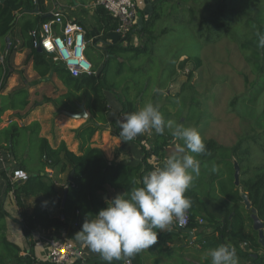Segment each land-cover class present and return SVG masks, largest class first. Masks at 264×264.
<instances>
[{
	"label": "trees",
	"instance_id": "16d2710c",
	"mask_svg": "<svg viewBox=\"0 0 264 264\" xmlns=\"http://www.w3.org/2000/svg\"><path fill=\"white\" fill-rule=\"evenodd\" d=\"M33 7L32 0H0V38L11 33L16 12L24 10L30 12L33 11ZM140 15L144 16L141 13ZM94 17L102 34L115 32L116 20L105 8L97 5ZM46 19L35 15L22 22L20 34L24 40L23 46L28 50L24 62L31 61L33 69L41 77L52 73L61 80L66 92L54 99L57 108L77 112L78 107L75 104L83 100L89 116L83 124L73 130L78 140V153L69 150L64 141L51 146L45 137L39 136L38 121L23 126L14 122L0 130V135L5 139V144L0 142V146L9 152L12 162L16 163L19 169L25 170L34 164L19 154L17 150L19 146L22 145L20 146L22 148L37 145L38 161L35 163L39 162L40 168L36 172L29 174L24 180H12L9 174L0 171V175L6 180L5 191L13 192L19 208L20 223L26 236L38 225L43 229H61L68 240L73 241L85 219L93 217L100 209L106 207L107 200L103 198V193L107 186L127 193L133 187L141 186L142 177L151 169L145 157L137 164L108 162L102 150L92 145L94 134L107 122L110 110L105 94L107 87L105 79L106 70L111 65L115 64L116 73L120 74L127 60H137L140 56L146 55L148 56L146 60L151 62L159 37L166 35L173 28L185 27L189 28L193 36L204 45L223 39L230 40L241 50L251 72L264 76V48L257 46L256 35L257 32L264 33V0H156L147 20L143 18L142 27H136L134 32L120 37L116 43L109 44L107 46L109 55L105 61L98 64L96 60L91 59L95 73L81 76H72L61 63L52 61L42 49L32 46L30 31ZM162 22L166 24L160 27ZM134 33L141 41L140 46L130 45ZM168 43L169 41L167 45ZM12 50L13 42L10 41V45L6 46V55ZM87 52L86 49V55ZM163 52L168 55L167 51ZM201 63L199 55L178 50L173 54L170 71L173 77H177L176 71L186 64H192V69H196ZM192 69L185 81L180 83V90H183L185 85L187 89L190 87L188 80L191 78ZM8 76L7 69L3 74L0 71V91L5 86ZM139 99L141 103L142 100ZM119 100L121 103L119 112L130 114L139 110L135 99L120 96ZM28 104V94L24 88H17L5 95L0 94V116L6 110H12L14 113L11 117H20L19 112L25 110ZM158 109L164 117L170 114L165 107ZM185 122L184 119L180 124L186 127ZM170 135L169 131L162 135L156 134L152 152L158 159L162 158ZM247 136L240 137L230 146L222 145L214 138L203 139L206 152L196 156L200 161V174L185 193L191 200V207L188 209L189 223L185 229L196 227L198 216H202L201 218L210 223L218 224L216 229L203 234L200 240L194 242L204 249L209 250L219 245L231 247L238 243H246L254 252L262 248L258 231L251 225V212L245 208L240 194L242 192L247 196L258 218L263 222L264 240V141L258 138L250 139ZM233 159L239 166L238 185L234 184ZM214 165L215 171L212 170ZM46 167L57 168L59 172L73 170V178L63 186L55 185L45 172ZM64 191L66 198L62 204ZM204 196L224 207L226 216L223 221H217L209 213L202 215L205 208L199 197ZM29 197L35 198L30 212L27 211L24 202ZM6 216L7 212L0 203V264H53L47 260L35 262L30 256L20 255L21 248L18 244L6 237ZM247 222L248 231H245ZM185 229L179 230L174 227L171 230H157V241L149 248L154 250L161 248L162 244L175 234L187 233ZM225 238L231 244L226 243ZM77 260L80 258L71 261ZM130 260L132 264H140L134 260V256Z\"/></svg>",
	"mask_w": 264,
	"mask_h": 264
},
{
	"label": "crops",
	"instance_id": "0c3cea01",
	"mask_svg": "<svg viewBox=\"0 0 264 264\" xmlns=\"http://www.w3.org/2000/svg\"><path fill=\"white\" fill-rule=\"evenodd\" d=\"M155 1L135 0L139 17L141 13L144 15L141 17H145L146 21ZM32 3L34 5L33 11L27 12L24 10L16 12L11 33L6 37L0 38V71L3 74L5 69H7L9 73L5 86L1 89L0 94L5 95L17 88H24L27 91L29 100L27 108L19 112L20 117H11L14 113L12 110H6L0 116V130L14 122L19 126H23L33 121H38L40 124L39 136L45 137L51 146H56L60 141H64L69 150L78 153V140L75 138L73 130L85 121L77 123L71 119L69 120L68 117L74 120L78 118L66 114V111L70 112L67 109H60L54 105V99H57L61 94L66 92V87L60 79L52 73L41 77L33 69L31 61L24 62L28 50L23 46L24 40L20 34V26L29 17L40 15L46 18L47 14H51L54 10H59L63 13L65 19L76 20L84 25L87 37V50L91 46H94V52H96L94 55L87 52V57L89 54V60L100 59L101 61H105L109 55L107 46L116 43L120 36L115 32L102 34L99 31L94 17L96 7L94 0H32ZM145 7H147L146 12ZM8 40L13 42V50L6 55ZM130 45L140 46V40L136 33L132 34ZM119 60L122 59L119 58ZM59 82H61L64 89H60ZM105 94L110 109L107 115V122L94 134L92 145L102 150L108 162L137 164L145 157L151 169L162 166L165 158L170 155L167 154L168 138L173 136L170 135L167 138V144L164 147V154L161 159H158L152 152L153 141L156 136L154 131L140 134L131 141H123L119 135L120 132L114 125V119L121 109L120 95L117 94L111 97L107 90H105ZM80 104H83L85 108L83 100L77 102L75 105L78 107V111H80ZM137 106L138 109L142 107L140 104ZM58 109L60 110L57 111ZM85 110L87 109L85 108ZM167 111L170 112L169 110ZM53 112L55 113L54 119L51 121ZM87 112L89 114L88 110ZM63 115L68 117H64ZM169 117L170 114L165 119L168 120ZM165 132L168 133V130L166 129ZM0 142L5 144V139L2 135H0ZM20 146L17 149L19 154H22L24 159L27 158L34 163L24 171L28 175L36 172L40 168L39 162L35 163L38 161L37 145L33 144L22 148ZM0 154L3 157V160L0 161V171L3 170L11 176L12 171L18 168L17 164L12 162L9 152L1 146ZM35 164L39 168L33 170ZM70 171L68 169L65 172H59L57 168H45L48 177L58 186H63L67 182H70L68 181ZM5 188L6 180L0 175V203L7 212V216L5 217L6 237L10 241L18 244L21 248L20 255L30 256L35 262L45 260L48 253V240L50 238L57 237L64 240L68 238L61 229H43L38 225L26 236L20 223L19 208L14 200L13 192L5 191ZM121 193V189H114L107 186L106 191L103 193V198L109 201ZM199 200L204 204L205 208L202 215L209 213L217 221L224 220L226 210L222 205L205 196L199 197ZM34 201V197L25 199L24 202L28 212L31 211ZM199 217L201 218L202 216H198L196 220ZM196 224L197 226L194 228L189 230L185 229L187 233L172 236L170 240L162 244L161 248L141 250L134 255V260L140 264H211L210 257L206 258L208 249H204L200 244L194 242L200 240L203 234L216 229L218 224L210 223L205 219L201 223L196 221ZM174 227L175 225L171 229H174ZM245 231H248V222L246 223ZM73 241L81 248L82 257L80 260L70 261L66 264H107L98 254L82 247L77 239ZM225 242L231 244L227 238H225ZM261 246L262 248L257 252L252 251L246 243L234 244L231 245V248L235 250L236 256L238 257V264H264V257H262L264 255V245L261 244ZM124 262L125 260H121L114 262V264H124Z\"/></svg>",
	"mask_w": 264,
	"mask_h": 264
},
{
	"label": "rangeland",
	"instance_id": "374dc122",
	"mask_svg": "<svg viewBox=\"0 0 264 264\" xmlns=\"http://www.w3.org/2000/svg\"><path fill=\"white\" fill-rule=\"evenodd\" d=\"M165 24L162 22L160 27ZM178 50L199 55L201 66L192 69V64H186L176 71L177 77H173L170 66L173 54ZM94 51V46L88 49L91 55L96 53ZM146 59L148 56L142 55L137 60H127L120 74L116 73L115 64L106 70V90L111 97L118 94L135 99L142 107L148 102L158 108L165 107L170 111L169 119L179 124L185 119L186 127L195 128L202 140L214 138L222 145L230 146L240 137L249 135L250 139L264 141V76L251 72L236 44L223 39L204 45L189 28L176 27L156 41L152 61ZM96 61L102 63L100 59ZM191 69L190 87L187 89L185 85L180 90V83L185 81ZM172 78L176 79L169 80ZM59 83L60 89H64ZM147 83L150 84L146 87ZM139 98L141 103L137 101ZM68 118L77 123L85 121V118ZM178 142L175 137L168 138V155ZM37 168L35 164L33 170Z\"/></svg>",
	"mask_w": 264,
	"mask_h": 264
},
{
	"label": "clouds",
	"instance_id": "9594fccd",
	"mask_svg": "<svg viewBox=\"0 0 264 264\" xmlns=\"http://www.w3.org/2000/svg\"><path fill=\"white\" fill-rule=\"evenodd\" d=\"M257 46L264 48V33L257 32ZM120 137L131 141L138 135L154 131L162 135L167 129L179 141L174 151L142 177L141 186L117 194L106 207L86 218L75 234L82 247L98 254L107 264L130 258L157 241L158 231L171 230L175 221L183 222L191 200L185 196L200 174L196 156L206 152V145L193 127L166 120L153 103L126 114L119 121ZM213 171L216 170L215 165ZM211 264H238L235 250L219 245L207 251Z\"/></svg>",
	"mask_w": 264,
	"mask_h": 264
},
{
	"label": "built area",
	"instance_id": "2783aa9c",
	"mask_svg": "<svg viewBox=\"0 0 264 264\" xmlns=\"http://www.w3.org/2000/svg\"><path fill=\"white\" fill-rule=\"evenodd\" d=\"M94 2L96 6L105 8L116 20L115 33L120 37L135 31L139 17L135 0H94ZM30 37L33 47L42 49L52 61L61 63L72 76L95 73L92 62L86 55L87 37L84 25L76 20L65 19L61 11H52L50 18L30 31ZM9 45L10 41H7V46ZM126 114L128 113L124 111L118 112L114 119V125L119 132V121ZM2 160L3 157L0 154V161ZM11 174L12 180H24L28 176L19 168L13 170ZM189 215L190 212L187 210L184 221L182 223L175 221V227L179 230L185 229L189 223ZM197 221L201 223L203 219L199 217ZM81 257V248L75 242L57 237L48 240V253L45 260L53 264H66ZM124 264H127L126 260ZM130 264H132L131 260Z\"/></svg>",
	"mask_w": 264,
	"mask_h": 264
},
{
	"label": "water",
	"instance_id": "95a60500",
	"mask_svg": "<svg viewBox=\"0 0 264 264\" xmlns=\"http://www.w3.org/2000/svg\"><path fill=\"white\" fill-rule=\"evenodd\" d=\"M51 14H47L46 18H50ZM142 23H143V18L140 16L138 17V21H137V27L140 28L142 27ZM80 111L78 112H65L66 114H68L71 117L74 118H87L88 117V112L85 110L84 105L80 104L79 105ZM233 169H234V184L238 185L239 184V166L238 163L235 159H233ZM73 177V170L70 171L69 175H68V181H71ZM241 198H242V202L245 206L246 209H249L251 214V219H252V227L258 231V237H259V241L261 244L264 245V240H263V222L258 218L257 214H256V210L254 207L251 206L250 201L248 200L247 196L241 192L240 194ZM66 198V191H64L63 193V197H62V204H64Z\"/></svg>",
	"mask_w": 264,
	"mask_h": 264
}]
</instances>
